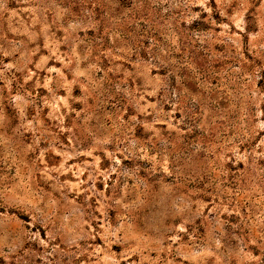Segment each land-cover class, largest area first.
Here are the masks:
<instances>
[{
	"label": "rangeland",
	"instance_id": "obj_1",
	"mask_svg": "<svg viewBox=\"0 0 264 264\" xmlns=\"http://www.w3.org/2000/svg\"><path fill=\"white\" fill-rule=\"evenodd\" d=\"M0 264H264V0H0Z\"/></svg>",
	"mask_w": 264,
	"mask_h": 264
},
{
	"label": "trees",
	"instance_id": "obj_2",
	"mask_svg": "<svg viewBox=\"0 0 264 264\" xmlns=\"http://www.w3.org/2000/svg\"><path fill=\"white\" fill-rule=\"evenodd\" d=\"M163 68H164V70H167V66L165 65V66H163Z\"/></svg>",
	"mask_w": 264,
	"mask_h": 264
}]
</instances>
